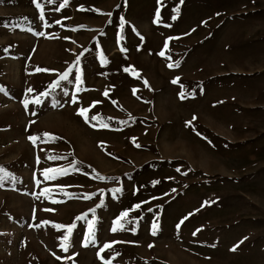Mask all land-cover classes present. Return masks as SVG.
<instances>
[{
    "label": "rangeland",
    "instance_id": "374dc122",
    "mask_svg": "<svg viewBox=\"0 0 264 264\" xmlns=\"http://www.w3.org/2000/svg\"><path fill=\"white\" fill-rule=\"evenodd\" d=\"M39 4L0 0V264H264V0Z\"/></svg>",
    "mask_w": 264,
    "mask_h": 264
},
{
    "label": "snow or ice",
    "instance_id": "6c2138e0",
    "mask_svg": "<svg viewBox=\"0 0 264 264\" xmlns=\"http://www.w3.org/2000/svg\"><path fill=\"white\" fill-rule=\"evenodd\" d=\"M67 2H68V0H65V5L67 4ZM34 3H36L37 4V7H40V4H39V0H34ZM157 16H159V10L157 11ZM42 34V33H41ZM160 55H164V52H161L160 53ZM171 66V65H170ZM62 78H66V77H62ZM174 83H176V82H178V78H177V80H174L173 81ZM147 83V82H146ZM29 92H31V91H33L32 89H29L28 90ZM181 95V98H183V93H181L180 94ZM36 103H39V100H36L35 101ZM28 103H29V101L28 100H25L24 101V104H25V107H27V105H28ZM87 109H80V111H79V114L81 115V116H83V117H85V119L87 120L88 119V117H87ZM92 119L93 120H95V119H98V117H92ZM102 127H108V125L107 124H103V125H101ZM45 135H48V136H50L51 134H45ZM39 137H29V139L30 140H32L33 142H35V140L36 139H38ZM4 171V169L2 168V167H0V172H3ZM65 170H63V169H46L45 170V173H44V175H45V178L46 179H54L55 177H54V175H50V173H57V172H64ZM137 207H139V205H137ZM128 215V213L127 212H124V213H122L121 214V217L120 218H118L116 221H115V227H113V231H117L119 228H122L123 227V225L121 224V219L123 218V217H126ZM186 219V218H185ZM63 227V226H62ZM67 227V230H68V232L69 233H71V231H72V228L74 227V225H69V226H66ZM154 228H156L157 226L156 225H154L153 226ZM178 227H179V225H178ZM153 234H155V233H153ZM92 236H93V225H89V235H88V240H91L92 239ZM68 236H65L64 237V239L67 241L68 240ZM111 245H109V244H106L104 247L105 248H109ZM64 247V249H65V251L67 250V245H64L63 246ZM103 250V249H102ZM233 250H235V249H233Z\"/></svg>",
    "mask_w": 264,
    "mask_h": 264
},
{
    "label": "trees",
    "instance_id": "16d2710c",
    "mask_svg": "<svg viewBox=\"0 0 264 264\" xmlns=\"http://www.w3.org/2000/svg\"><path fill=\"white\" fill-rule=\"evenodd\" d=\"M120 33H121V30H120Z\"/></svg>",
    "mask_w": 264,
    "mask_h": 264
}]
</instances>
